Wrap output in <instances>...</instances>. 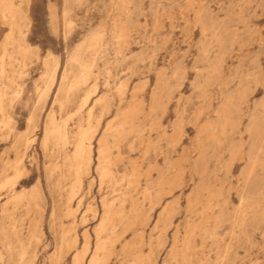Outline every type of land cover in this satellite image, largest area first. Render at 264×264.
Here are the masks:
<instances>
[{"label":"rangeland","instance_id":"rangeland-1","mask_svg":"<svg viewBox=\"0 0 264 264\" xmlns=\"http://www.w3.org/2000/svg\"><path fill=\"white\" fill-rule=\"evenodd\" d=\"M13 3L21 12V28L13 32L12 45H5L11 23L0 13V56L5 46L8 49L5 48L7 58L4 59L6 74L0 77L3 103L7 104H3L4 114L0 112V183L12 177L14 172L10 165L17 151L24 148L25 173L11 190L0 187V264H76L75 254L83 249L86 240L87 259L94 252L95 229L103 212L102 200L119 196V189H123L125 183L122 176L128 173L134 160L143 174L138 175L139 186L132 196L148 214L144 212L143 226L117 228L114 255L107 264H131L135 253L149 256L155 264H166L176 228L179 238L184 235L183 225L192 192L200 190L201 199L208 195L201 186L220 194L230 217L236 214L242 186L245 185L244 191L249 195L258 187L264 188V170L260 168L252 173L248 183L243 182L250 152L264 161V148L262 152L250 151L257 130L251 121L258 117L260 127L264 122V0H13ZM200 8L208 9L210 16L196 19ZM203 27L209 30L203 32ZM120 28L127 35L125 42L116 37ZM214 33L221 45L213 39ZM97 34L101 39L100 47L88 49L91 38ZM17 45L24 47V54L18 51ZM78 46L81 50H76ZM204 48L205 54H202ZM72 54H81L79 62L72 60ZM219 54L222 59L214 71L212 65ZM47 64L55 72L51 87L45 92ZM82 64H91L92 74L89 72L86 82L74 87L75 73ZM119 81L126 82L122 101L117 93ZM136 86L140 90L135 98L143 104L140 114L143 139L145 144L149 143V149L143 160L140 156L145 146H141L137 138L129 135L120 143V161L113 166L120 182L115 193L109 185L99 183L95 170L97 139L105 126L122 114ZM153 91L156 92L154 103L151 102ZM87 93L90 95L84 105ZM100 97L106 99L102 104L96 103ZM229 102H232L226 113L229 122L226 131L221 133L216 124L222 117L219 111ZM233 104L236 110L230 112ZM103 105L107 109H103ZM89 109L93 114L90 123L98 121L91 162L78 198L70 204L73 213L68 216L65 196L71 180L62 178L55 165L62 167L64 156L71 154L74 129L78 125L87 126ZM180 117L184 122L179 121ZM53 122L59 125L67 122L69 140L66 145H60L50 136ZM214 123L218 138L207 139L202 129ZM130 140H135V147L138 145L134 152L128 151ZM109 142H113L111 138ZM197 143L207 146L210 152L201 173L181 161L185 150L195 156ZM115 150L113 148V152ZM166 162L177 163L179 167L167 172ZM164 172L169 177L180 173L178 183L149 209V201L140 191L147 182L155 184L159 174ZM58 182H62L60 187ZM31 190L39 195L38 205L32 206L34 209H27L24 200L13 201L14 194ZM79 198L82 199L78 205ZM258 202L263 216H248L245 232L237 239H230L228 222L218 228L220 253L226 243L229 246L226 259L218 258L215 243L208 241V249L204 250L209 259L204 264H264V196L258 198ZM166 205H172L173 209L162 219L161 212ZM197 205L195 212L202 207ZM130 206L127 202L126 209ZM74 237L76 242L68 247L65 240ZM195 241L201 242L198 237ZM202 256L204 254L198 251L190 257L189 264H199Z\"/></svg>","mask_w":264,"mask_h":264},{"label":"bare ground","instance_id":"bare-ground-1","mask_svg":"<svg viewBox=\"0 0 264 264\" xmlns=\"http://www.w3.org/2000/svg\"><path fill=\"white\" fill-rule=\"evenodd\" d=\"M15 4L13 3V0H0V13H1V16L4 19L9 20L10 23H11V25H10L11 26V30H10L9 34L7 35V37H6V43H5V45H12L13 44V41H14L13 40V37H14L13 36V32L14 31H17V30H19V28H21L20 27L21 12H20L19 7L17 5H15ZM195 15H196V19L200 20L203 17L207 18L208 16H210V11L208 9H206V8H200V9H198L196 11V14ZM127 22H126V24H127ZM207 23H209V22H207ZM208 30L209 29H207L206 27H203L202 28V31L203 32L204 31H208ZM98 33H99V31H98ZM102 33H104V32H102ZM101 37H103V35ZM116 37L120 41H124V42L127 41V39H126L127 35L124 32V30L121 29V28H120V30H119V32H118V34H117ZM212 37H213L214 40H216L221 45L222 42L219 40V37L215 33L213 34ZM128 38H129V36H128ZM19 39H20L19 41L22 40L21 38H19ZM99 41H101L100 35L99 34L94 35L91 38V41H90L89 46L87 48L90 49V50L98 49L100 47ZM16 42L18 43V41H16ZM5 48H6V46L4 47V50H3V52H2V54L0 56V77L3 76L4 73H5V69H4V67H5L4 66V59L6 57ZM17 48H18V51L21 52V53H23L25 51L24 47L21 46V45H17ZM117 49H118V47H117ZM76 50H81V49H79V46H78V49H76ZM82 52H84V51H82ZM98 52H99V50H98ZM204 52H205V48H204V51H203L202 54H205ZM80 55L78 54V55H74L73 56V54H72L73 57L72 56H70V57H72V60L77 61L78 58H79L78 56H80ZM95 56H94V58H96ZM130 56H132V55H130ZM94 58H92V59H94ZM117 59L119 60V58H117ZM202 59H204V58H202ZM221 59L222 58H221V56L219 54L217 56L214 64L212 65V68H213L214 71H216V66H218V64L221 61ZM79 60H80V58H79ZM86 61H83V62H86ZM77 62H79V61H77ZM91 63H92V61H91ZM7 64H9V63H7ZM69 66L71 67V64ZM90 66H91V64H82L80 66L78 65V68H79L78 69V73H75L74 72L75 74H77L75 76L74 80H73V86L74 87L80 86V85H82V83H85L86 82V80L88 79L89 74L91 73L90 72L91 71L90 70ZM70 67H69V71H70ZM50 68L51 67H49L48 64H47V68H46V70L44 72V76L46 78L45 92H48L49 91V89L51 87V84L53 82V74H54L55 71L53 72V69L51 70ZM174 71L176 72L177 69L174 70ZM67 75H69V72H68ZM117 84H116L117 85V93H118V95L120 97L119 98L120 101H122L123 95L125 93L126 82L124 83L123 81H119V82H117ZM105 85H108V83L105 84ZM1 89H0V112L3 113L4 112V105L5 104L3 103V97L2 96H4V95H3V92L1 91ZM138 89H139V86L138 87L137 86L136 87H133V89L131 90V93H132L131 100L128 102V104L125 107V109L122 112V114L119 115V116H117L114 121H111L110 123H108L105 126L102 135L97 139V150H96V161H97V163H96V166H95V170H96L97 175H98V180H99V183L100 184H107V185H109L111 187V190L113 192H115L117 190V186H120L119 180L116 179V176L117 175L115 176V174H114L115 171L113 170V166H115L116 163L120 161V156H121V152L119 151L120 143L123 140H126V138L129 135H132V138H137L138 139L137 141H139V143L141 144V146L142 145L145 146L143 148V150L140 149L141 152H142V155L140 154L141 155L140 157H142L143 160L147 156L148 149H149V143H146L145 144V140L143 139V136H145L143 134L144 133V128H143L142 122L140 121V114L142 113L143 104H142L141 101H137L136 100L137 98H135V94H136V92H138ZM195 90H196V88H195ZM18 91H16V92H18ZM73 91H75V90H73ZM171 94H173V93L171 92ZM89 95L90 94H88L87 96L84 97L85 100L83 98L84 105L87 102V100L89 99ZM42 96H44L43 93H42ZM69 98H68V100H69ZM107 98H109V97H107ZM65 101H66V99H65ZM104 101H106V99L104 100L103 98L100 97V99H98L96 101V103L102 104ZM155 101H156V92L153 91L152 94H151V102L154 103ZM179 101H180V99H179ZM231 103L232 102H229L227 104H224L222 106V109L219 111V114L220 115L222 114V117L220 118L221 120L218 123H216V124L220 127L221 133H224L226 131V126H227V123L229 122V118H230V117L228 118L226 116V113H228L229 105ZM103 107H102L103 109H107V107L105 105H103ZM77 110H79V109H77ZM235 110H236V105L233 104V108H232V110H230V112L235 111ZM92 115H93L92 114V110L89 109L88 112H87V122H88L87 126L86 127H83V126L78 125L76 127V129H74L75 131H74L73 140H72L73 141L72 142L73 149H72L71 154H67V155L64 156L63 164L61 163L62 164L61 165L62 167H60L58 165H55V169L60 171L59 173H61V177L62 178H66L67 177V178H70V180H71V182H69L70 180L69 181L66 180V181H68L70 183L69 184L70 186L68 187V190H67V195L65 196L66 197V203H67V208H66L65 214L68 215V216L69 215L71 216V214L73 213V208H72V206H70V204H71V202L75 198H78L77 197V193H78V190L80 189V187L82 185L83 176L85 174H87L88 169H89V166H90V162H91L92 143H93V138H94L95 132L97 130V124H98V121L95 124H91L90 123V118H92ZM236 115L237 114L234 115L235 118H236ZM83 116H84V114H83ZM77 117H78V114H77ZM4 118L5 117H3V119ZM183 119H184V117H183ZM181 120H182V117H180L179 121L181 122ZM66 123L64 122L61 125L54 123L53 126H52V128L49 130L50 136L53 139H55V141L57 143H59L60 145L61 144H65L66 141H67V139H68V133L69 132L67 130L68 127H66ZM172 123H174V122H172ZM251 123H252V126L255 129H257V130L255 131V135H256V139L255 140L256 141H255V143L252 144L250 151H253L255 149V151H257V152H260V151L262 152V150L264 148V122H263V126L260 127L259 122H258V117H254L252 119ZM216 124L214 123L213 125H209V126L205 127L204 129H202V132L205 133V137L207 139L216 140L218 138V136H217V133L218 132L216 133ZM171 126L173 127V125H171ZM9 127H10V125H9ZM202 136H204V134ZM109 138L112 139V141H113L112 143H110L111 141L109 142ZM162 138L164 139V137H162ZM174 139L176 140V138H174ZM134 141L132 140L131 142H129V146H128L129 147V150L128 151H133L134 152L135 148L136 147L138 148V145L135 147L136 142L134 143ZM208 141H210V140H208ZM16 144H17V142H16ZM167 145H169V144H167ZM113 148L116 149L115 152H113ZM25 149L26 148H24V150ZM240 149H242V148H240ZM166 150H167V148H166ZM23 151H20V149L17 151L16 157L14 158V160L12 161V163L10 165V167L13 169L14 174L12 175V177L4 178L1 181V183H0V187H7L8 189L11 190L21 180L22 175L25 173V166L22 164V157H23V153H24ZM240 151H242V150H240ZM133 152H131V153H133ZM194 152H195V156H191L190 155V152H188V150L183 151L181 161L186 162V164H188L190 166V168L194 172L201 173L206 168V161H207L208 154H210V152H208L207 146H205L203 144H198V143H197V146L195 145ZM255 155L253 156V153L250 152V154L248 156V167L246 169L245 176H244V179H243L244 180L243 181L244 184L248 183V178L252 175V173L254 171H256L259 168L262 169V170H264V161L259 160L258 157H256ZM134 161L135 162H131V167H130V170L128 171V173L125 172L126 174H124L122 176V181H125V183H124L123 189H121V188L119 189L120 190L119 196L116 197V198H113L112 200H107V199L102 200V209H103V212H102L101 219H100V221H99V223L97 225V228L95 229L96 243H95V246H94V249H93L94 252L86 259V256H87L86 254L88 252V241L86 240L85 241V244L83 246V249H81L80 252H77L75 254L74 260H75V263L76 264H83L84 261H86V264H107L108 263V260L112 256V254L114 255V252H113V250H114L113 243H114V241L116 239H118V237L116 235L117 234V228H118V230H119V227H125L127 229V228L134 227L136 225H142L144 223L143 220L145 219V213L147 211L145 212V210H143L142 208H140L137 205V203H136L137 201L132 196V194H133L132 192L133 191H136L138 189V186H139V183H138V175L139 174L140 175L143 174L139 170V165H138L139 163L137 164L136 163V160H134ZM165 167H166L165 170L167 172H169L170 169L172 170V168H174V167H179V164H177V163L176 164H173L171 162H169V163L166 162V166ZM179 174L177 173L173 177H169V176H167L168 173L165 174V172H164V173L159 174V178H158L157 182H155V184L154 183L153 184H149L148 182L145 184V186L141 189L140 194L142 195V197L144 199H147L149 201V209H151V208H153V206H155V204L159 201L160 197H162L161 195H163L166 192H169L171 190V187L175 186L178 183V179L177 178H178ZM62 178H61L60 181H62ZM58 179H59V176H58ZM145 179H147V178H145ZM252 180H253V177H252ZM55 183L57 184L56 181H55ZM203 183H205V182H203ZM60 184H62V182L61 183L58 182V186L59 187H60ZM66 185H68V184H66ZM58 186L56 185V187H58ZM244 186H242V189H241V191L239 193V204H238V208L236 209V212H235L236 214H235L234 217H230L229 215H227L226 212H228V211L225 212V210H226V208H225L226 207L225 206V201H224V199H222V201L220 200V194L218 192L209 191L207 187L201 186V189H205L208 192V195H207V197L205 199H201L200 198V190L197 189L194 192H192L193 195H192V197L189 200L190 201V207H189L187 219H186V221H185V223L183 225L184 235L183 236L181 235L182 238H179L178 228H176V232H175V235H174L173 240H172L173 241L172 248L168 251V256H167L168 259L165 258V261L164 260L163 261L166 262V264H173V263H176V264H189L190 257L192 255H196L198 251H201L202 254H204V257L202 256L203 259L199 260L198 262H199V264H204L209 259V258H207L208 256L207 257L205 256L207 253L205 254V250H204L208 246V244H207L208 241H211L212 243H215V245L217 247V251H218V256L217 257L220 258V259H222V260L223 259H226V257L228 256L227 253L229 251V246H227V243H226V247L224 248L223 253H220V247L218 245V241H219V238H220V237H218V228L228 222L231 225V230L229 231L230 239L231 240H235V239H237V237H239L240 234H242V233L245 232V228H246L245 225L247 223L248 216H251V215H253V216L256 215V216H259V217H262L263 216L262 209L260 208V205H259V202H258V198L264 196V190H263L264 188L261 189L260 187H258L256 189L257 191L255 193H252L251 195H249V194H246L245 193L244 189L246 187H244ZM59 190H60V188H59ZM37 196H39V195L36 192V190L35 191L34 190H31L29 192H25V191L18 192V193H16V194L13 195V201H15V200H21L22 201V200H24L25 203H26L25 206L27 207V209H30V207H32L34 205H38L36 203ZM222 198H224V197H222ZM81 199L82 198H79L78 199V201H77L78 205L81 202ZM127 202H129L130 205H131L129 210L126 209V203ZM17 204L18 203H16V205ZM23 204H24V202H23ZM197 204H201L202 207H201V209H198L197 212H195L196 210H194V207ZM141 207H143V206H141ZM89 208L90 207H88V209ZM172 209H173L172 205H166L165 207H163L162 212H161L162 219L166 218L170 214V212L172 211ZM146 214H148V213H146ZM159 220H160V216H159ZM196 237H198L200 239V241H201L200 244L199 243H196V241H195V238ZM75 242H76V238L75 237L72 238V239L65 240V243H66V245L68 247H70L71 245H73ZM234 242L235 241H233V243ZM220 244H221V242H220ZM67 246H65V247H67ZM125 249H126V247H125ZM206 249H208V248H206ZM132 250H134V251L137 252V249L135 247H132ZM207 252H208V250H207ZM133 254H134V252H133ZM0 255H1V253H0ZM131 264H155V263H154V261H152L150 259L149 256H144V255H142L140 253H135V260Z\"/></svg>","mask_w":264,"mask_h":264}]
</instances>
